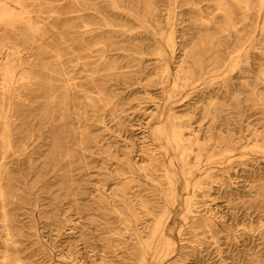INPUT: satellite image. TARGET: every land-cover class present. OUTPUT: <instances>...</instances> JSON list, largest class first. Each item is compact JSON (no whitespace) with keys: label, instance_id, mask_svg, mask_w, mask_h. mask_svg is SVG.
<instances>
[{"label":"bare ground","instance_id":"1","mask_svg":"<svg viewBox=\"0 0 264 264\" xmlns=\"http://www.w3.org/2000/svg\"><path fill=\"white\" fill-rule=\"evenodd\" d=\"M121 1L127 4L122 11L128 13L127 18L139 29L136 33L114 29L117 20L124 18L115 12L121 9L115 0H99L93 16L82 13L86 9L83 8L84 0H64L60 13L50 10L47 14L50 20L56 21L57 38L33 23L28 10L32 4L27 0H0V216H6L2 210L6 206H17L18 198L28 201L19 190L26 189L30 194L41 190L36 195L35 205H40L42 212L48 215L46 220L57 227L61 208L58 205L68 204L71 196L84 192V186L72 178L79 167L73 149L83 152L91 148L92 140L87 137L90 133L87 125L89 108L96 113L104 107L115 114L117 99L114 100L108 91L110 87L106 82L109 79L95 77L97 69L89 72V82L82 86L75 84V78L66 73L71 62L67 59L70 51H85L91 44L107 42L106 52H115L116 58L120 59L112 62L109 69L133 68V82L139 84L153 107L143 128L150 126L153 120L149 130L153 140L144 141L142 145L147 147L142 149L147 151L139 158L160 178L157 192L162 196L161 202L154 204L157 214L144 231L150 242L133 230L131 222L136 214L128 207L123 214L107 201L105 207L112 213L106 215L107 230L121 224L130 237L123 241L104 237L108 244L105 247L94 236L84 233L87 249L100 253L104 247L113 250L114 254L109 258L91 257L83 264H131L128 238L134 241L133 254L135 259L140 258L139 264L146 261L145 254L162 258L174 252L172 240L166 236L168 207L176 199L173 159L179 162L180 171L188 181L203 159L213 164L217 163L214 157L219 153L240 151L245 154L249 149L255 156L250 162L256 163V167L251 166L252 170L245 176L248 184H243L247 189L242 192L264 212V34L256 39L258 16L264 9V0H233L243 9L240 20L234 18L230 0H174L176 4H202L187 11L191 18L199 20L191 21L193 26L189 34L169 23L163 25L159 20L158 7L168 0ZM99 15H106L111 20L99 23ZM240 22L243 25L236 26ZM86 39L90 40L89 44L84 43ZM253 48L256 53H250ZM129 51L138 56L128 54ZM235 68L238 71L224 78L218 87L196 84L198 81L207 84L209 78L230 73ZM257 74L260 78L254 81ZM156 76L158 78L154 79ZM148 78L153 80L143 84ZM167 83H172L173 87L166 89ZM77 88L80 91L76 92ZM240 94L245 97L238 98ZM162 100L164 102L160 104ZM231 101H234L232 110L223 106ZM224 113L235 115L228 118ZM188 114L221 119L227 124L225 133L229 136L212 138L214 146H211L213 152L216 151L212 156L204 154L207 149L201 145L200 134H195L199 128L189 132L187 137L184 135L182 129L189 125L181 123L180 117ZM73 115L74 119L71 118ZM230 120H235L237 125L232 127ZM143 138L147 139L146 136ZM154 141L167 145L173 151V157L167 156V147L162 148L163 151L154 150ZM131 170L133 173L135 168ZM219 172L223 171L206 170L205 177L198 179L194 188L208 184L220 176ZM188 189L189 184L185 182L183 190ZM185 203H190V197L185 198ZM150 208L145 207L147 214ZM203 226H208V220L193 221L184 235L194 238L195 230ZM2 228L5 240L0 264H44L43 257L36 251L19 255L16 244L22 239L14 238L12 234L13 229H17L14 221L10 219ZM101 233L107 235L105 230ZM8 251L17 254L10 255ZM263 255L264 250L259 256ZM254 264H264V261L257 260Z\"/></svg>","mask_w":264,"mask_h":264},{"label":"rangeland","instance_id":"2","mask_svg":"<svg viewBox=\"0 0 264 264\" xmlns=\"http://www.w3.org/2000/svg\"><path fill=\"white\" fill-rule=\"evenodd\" d=\"M84 1L83 8L86 9L82 13L96 15L99 0ZM230 1L231 10L235 13L234 18L238 20L243 14V9L233 0ZM115 2L121 9L111 10L120 13L119 15L124 18L117 20L114 29H125L127 34L136 33L139 29L127 18L128 13L122 11L123 6H127V4L122 3L121 0H115ZM27 3L32 4L28 10L31 12L33 23L48 31L49 36L58 38L54 29L56 21L50 20L47 14L50 10L60 13L64 0H35V2L27 0ZM161 6L158 7V12L161 15L159 20L163 22V25L169 23L170 26L189 34L191 33L190 28L193 26L191 21L199 22L198 19L191 18L187 11L191 7L197 8L202 4H176L174 0H168ZM98 17L99 23L111 20L106 15ZM203 22L207 24L206 21ZM242 25V22L236 24L238 27ZM261 34H264V9L258 16L256 29L258 37L256 39ZM89 42L90 40L86 39L84 43L89 44ZM123 44L129 45V43ZM92 45L85 51L69 52L67 59H70L71 62L66 73L75 78V84L82 86L89 82L87 79L89 72L97 69L95 77L109 79L106 82L110 87L108 91L113 94L114 100L117 99V105L115 114L104 107L99 108L96 113L89 108L90 118L87 125L90 133L87 137L92 140L91 148L83 152L73 149L79 167L73 172L72 178L84 186V192L82 195L71 196L68 204L58 205L61 207L59 223L57 227H54L51 221L46 220L48 215L42 212V207L35 205L36 195L41 193V190L36 194H30L26 189L19 190L23 195H26L28 201L23 202L18 198L16 201L18 205L6 206L5 210L2 209L6 216H0V261L4 254L3 242L5 240V237L2 236L5 232L2 225L8 223L10 219L12 222L14 221L17 228L12 231L14 238L22 239L16 244L17 249L20 250L19 255H28L36 251L43 257L44 264H83V261L91 257L95 259L104 256L111 257V254H114L113 250L103 247L102 251L98 253L95 249H87L84 244V233L94 236V239H98V243L105 247L108 244L104 241V237L108 236L110 239H121L122 241L130 237V233L125 232L121 224H117L114 229L107 230L106 215H112L105 207L107 201L112 202V205L123 214L127 212V207L136 214L137 217L131 222L132 228L138 231L140 236H143V240L150 242L144 231L150 224V220L157 214V211H154V204L161 202V195L157 192L160 178L148 163L142 162L139 158L147 151L142 149L147 147L142 145L144 141L153 140L149 131L153 120H151L150 126L143 129L149 118V111L153 110V107L139 84L133 82L135 75L132 70L134 69L122 67L110 70L109 65L112 62L120 61L119 58H116V53L106 52L109 48L107 42ZM256 52V48L250 51V53ZM127 53L138 56L132 51ZM42 56L46 57L44 53ZM146 58H152V56H146ZM106 62L107 64H104ZM237 71L238 69L235 68L230 73L209 78L207 84L203 81H198L196 84H200V86L210 84L218 87L223 83L224 78L228 75L233 76ZM256 77H253L254 81L260 78L258 74ZM157 78L158 76L154 77V79ZM151 80L153 78H148L142 83L147 84ZM165 86L166 89L173 87L172 83H167ZM77 91H80V88H77ZM89 95L92 94L89 93ZM244 97L245 95H238V98ZM163 102L164 100L160 101V104ZM233 103L234 101H231L223 106L232 110ZM248 103L251 104L250 101ZM234 115L235 113H224V116L228 118ZM74 117L75 115L71 118L74 119ZM180 122L189 125L188 128L182 129L186 137L189 132L200 129L195 134H200L201 145L207 149L204 154L208 156H212L216 152L215 150L213 152L212 149L214 146L212 138L229 136L225 133L227 124L221 119L210 120L207 117L200 118L188 114L180 117ZM229 123L232 127L237 125L235 120H230ZM233 132L235 133V131ZM144 136H146V140L143 138ZM232 136L237 138V135ZM152 144L156 151H163L162 148L167 147V156L173 157V151L167 145H160L156 141ZM217 149H221V147H217ZM254 157L249 149L245 154L240 151L219 153L214 157L217 163L209 164L203 159L195 167L188 181L184 179L185 177L180 171L179 162L173 159L176 199L168 207L170 215L166 222V236L172 240L174 252L167 253L162 258L155 257L152 253L145 254L146 261L143 264H254L257 260L264 261V255L259 256L264 250V212L254 206L252 204L254 200L242 192L247 189L243 187V184H248L245 176L252 170L251 166L256 167V163L250 162ZM130 167L135 168L133 173ZM208 169H212L215 173H218V170L223 172H219L221 177L218 176L211 179L208 184L194 188V184L198 179L205 177V171ZM31 182H33L32 179ZM185 182L189 184L187 191L183 190ZM256 182L260 183L261 181ZM186 197H190L188 204L185 203ZM145 207H151L148 214ZM159 216L160 214L157 215V218ZM200 219L208 220V226L197 228L194 238L184 235L192 222ZM104 230L107 235L103 236L101 232ZM114 232L116 234L111 235ZM128 239L126 241L132 254L131 264L132 261L133 264H139L140 258L135 259L136 255L133 254L135 251L134 241ZM118 251L116 250V252ZM7 253L17 254L15 251Z\"/></svg>","mask_w":264,"mask_h":264}]
</instances>
